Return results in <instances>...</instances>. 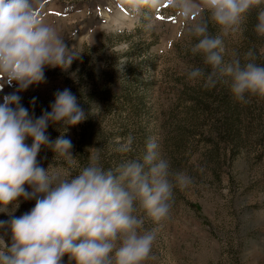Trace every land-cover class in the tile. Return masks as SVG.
I'll list each match as a JSON object with an SVG mask.
<instances>
[{
    "label": "rangeland",
    "instance_id": "374dc122",
    "mask_svg": "<svg viewBox=\"0 0 264 264\" xmlns=\"http://www.w3.org/2000/svg\"><path fill=\"white\" fill-rule=\"evenodd\" d=\"M38 10L80 57L67 72L46 68L45 82L17 93L21 103L40 117L51 111L55 93L67 88L89 112L65 133L75 163L69 166L42 147L39 164L45 170L50 166V175L70 179L95 155L105 170H115L127 160L142 159L146 141L156 137L170 170L193 182L174 187L171 218L148 264H264V99L237 102L227 76L214 88H205L203 79L190 82L189 71L201 68L207 75L211 68L201 54H192L198 38L168 8L157 14L151 29L147 9L129 14L117 0H42ZM201 16L212 36L221 35L210 12L202 9ZM257 23L254 9L240 31L223 37L224 63L239 59L244 64L251 50L253 62L264 66V36L256 33ZM16 88L4 84L0 103ZM58 127H48L53 141L61 135ZM32 142L26 140L29 146ZM128 143L131 151L117 150ZM34 206V199L20 198L14 216ZM139 215L145 214L141 210ZM10 219L0 213L6 225ZM152 226L145 219L144 227ZM11 235L9 227L0 228L9 246ZM63 264H68L67 255Z\"/></svg>",
    "mask_w": 264,
    "mask_h": 264
},
{
    "label": "clouds",
    "instance_id": "9594fccd",
    "mask_svg": "<svg viewBox=\"0 0 264 264\" xmlns=\"http://www.w3.org/2000/svg\"><path fill=\"white\" fill-rule=\"evenodd\" d=\"M42 0H0V89L4 84L17 86L0 103V213L11 219L0 228L11 230V245L0 236V264H148L155 259L154 246L161 229L171 218L174 187L192 184L185 173H173L170 162L158 151L156 137L146 141L142 159H131L115 170H105L99 157L90 155L89 163L70 179L50 175L38 162L42 149L72 166L76 156L65 133L84 122L89 115L77 97L65 88L55 93L40 117L30 115L17 93L33 84L45 82L46 68L67 72L80 57L70 52L65 40L38 10ZM129 14L145 9L151 14L146 27L151 29L157 14L168 8L185 23L186 31L198 38L191 47L201 54L211 71H189L187 78L203 79L205 88H214L222 77L231 78L235 100L248 104L251 98L264 99V66L256 64L249 50L239 59L224 63L223 37L240 31L248 14L256 9L255 31L264 36V0H117ZM202 9L211 14L221 35L209 33ZM35 103V98L33 99ZM57 125L61 135L54 141L47 134ZM28 138L32 139L29 146ZM121 152L131 151L130 143ZM31 188V191H28ZM23 200L35 206L20 217L14 213ZM11 207V210L9 206ZM144 216L139 215L140 211ZM145 219L152 222L145 228Z\"/></svg>",
    "mask_w": 264,
    "mask_h": 264
},
{
    "label": "snow or ice",
    "instance_id": "6c2138e0",
    "mask_svg": "<svg viewBox=\"0 0 264 264\" xmlns=\"http://www.w3.org/2000/svg\"><path fill=\"white\" fill-rule=\"evenodd\" d=\"M158 19H164V17H157Z\"/></svg>",
    "mask_w": 264,
    "mask_h": 264
}]
</instances>
